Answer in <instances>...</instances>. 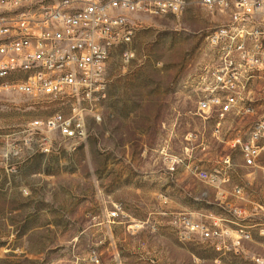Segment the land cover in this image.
Listing matches in <instances>:
<instances>
[{"label":"rangeland","instance_id":"rangeland-1","mask_svg":"<svg viewBox=\"0 0 264 264\" xmlns=\"http://www.w3.org/2000/svg\"><path fill=\"white\" fill-rule=\"evenodd\" d=\"M216 24L194 2L179 17L134 15L131 42L110 51L104 91L90 103L0 90V264H264V161L245 167L234 145L260 111L197 106L204 37ZM255 97L261 105L263 93ZM74 106L86 109L82 140L32 126ZM179 218L208 229L221 219L228 234L203 239ZM240 229L253 239L236 255Z\"/></svg>","mask_w":264,"mask_h":264},{"label":"built area","instance_id":"built-area-1","mask_svg":"<svg viewBox=\"0 0 264 264\" xmlns=\"http://www.w3.org/2000/svg\"><path fill=\"white\" fill-rule=\"evenodd\" d=\"M191 2L217 21L204 37L207 61L200 68L198 111L242 117L260 111V117L248 127L246 139L234 142L244 166L258 167L264 161V0H0V90L52 98L80 95L90 103L104 91V65L110 51L131 42L132 17H179ZM128 55L126 51L123 56ZM256 92L263 93L261 105ZM85 111L74 106L68 117L56 113L44 121L35 120L32 126L82 140ZM94 118L100 121L98 114ZM189 170L202 182L217 181L215 175L195 166ZM233 212L243 214L237 208ZM218 222L208 229L183 218L174 220L203 239L228 234ZM258 227V234L264 237V220ZM234 233L232 250L238 255L242 239L252 237L241 229ZM180 234L186 238L187 233ZM254 260L262 264L260 258Z\"/></svg>","mask_w":264,"mask_h":264},{"label":"crops","instance_id":"crops-1","mask_svg":"<svg viewBox=\"0 0 264 264\" xmlns=\"http://www.w3.org/2000/svg\"><path fill=\"white\" fill-rule=\"evenodd\" d=\"M246 167V166H245ZM252 221V220H251ZM258 226H259V224H257ZM256 224L254 225V224H250L249 225V228H251V229H253V228H255V226H257ZM251 237H252V239H253V235H251ZM252 241V240H251Z\"/></svg>","mask_w":264,"mask_h":264}]
</instances>
